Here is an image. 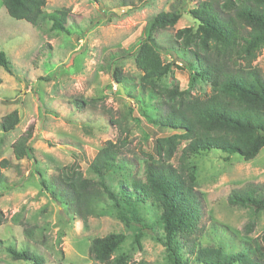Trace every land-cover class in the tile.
I'll return each mask as SVG.
<instances>
[{
	"label": "rangeland",
	"instance_id": "1",
	"mask_svg": "<svg viewBox=\"0 0 264 264\" xmlns=\"http://www.w3.org/2000/svg\"><path fill=\"white\" fill-rule=\"evenodd\" d=\"M205 1L210 0H47V12L67 11L66 32L52 30L51 22L34 27L17 20L0 0V51L7 54L13 69L9 73L0 66V170L4 175V180L0 177V264H32L14 260L6 250L9 246L30 249L43 257L44 264H100L89 247L93 239L110 233L125 235L113 257L127 253L129 264H170L165 246L155 239L163 235L157 225L153 232L145 229L138 244L139 227H126L108 201L101 200L97 214L83 221L55 201L40 179L60 181L63 173L71 176L80 171L84 178L99 181L90 164L107 141L118 146L120 157L132 165L131 173L143 177L148 155H155L156 139L181 131L148 123L141 109L150 108L154 99L138 93V102L128 96L113 72L121 67L138 85L142 72L133 54L146 24L163 10L180 6L183 13L176 25L160 30L155 38L163 60L174 62L165 79L168 86L187 89L190 76L181 62L176 32L197 28L190 10ZM246 64L242 56L235 57L236 66ZM252 67L264 76V46ZM210 92L207 83L191 88L195 97L206 98ZM11 113H17L19 121L14 129L5 130L2 121ZM29 132L33 156L18 159L14 144ZM186 144L182 141L177 147L171 159L175 166ZM227 156L212 149L191 153L188 163L195 168L194 187L203 205L199 240L232 251L264 232V210L255 212L229 201L233 192L253 191V196L264 197V147L248 161L237 154L228 160ZM116 178L118 174H111L106 182L117 187ZM156 213L146 206L143 215L153 222ZM25 229L35 230L34 239L26 238Z\"/></svg>",
	"mask_w": 264,
	"mask_h": 264
},
{
	"label": "trees",
	"instance_id": "2",
	"mask_svg": "<svg viewBox=\"0 0 264 264\" xmlns=\"http://www.w3.org/2000/svg\"><path fill=\"white\" fill-rule=\"evenodd\" d=\"M1 2L17 20H25L34 27L51 22L52 30L69 32L67 11L47 12L44 9L47 0ZM182 13L183 7L175 6L171 11L163 10L146 24L133 54L142 72L138 85L127 78L121 67L117 66L113 72V78L128 96L138 102H141L138 93L154 99L150 108L141 109L148 123L181 131L156 139L155 155H148L143 177L132 174V165L120 157L118 146L107 141L90 164L99 181L84 178L80 171L71 176L63 173L60 181L43 178L40 181L55 201L83 221L96 213L101 200L108 201L126 227H139L138 244L143 231L153 232L157 225L163 235H155V239L165 246L170 264H264V232L239 250L226 251L221 246L200 242L203 205L201 193L194 187L195 168L188 163L191 153L212 149L227 153V160L237 154L248 161L264 147V76L252 67L253 59L264 46V0H210L190 10L198 22L197 28H181L175 37L180 42L181 53L175 51L181 54L182 65L190 76V86L183 90L179 86L169 87L165 81L174 62L163 60L161 45L155 38L160 30L175 26ZM236 56L247 60L245 68L235 65ZM0 66L13 73L4 51H0ZM197 83L210 85L211 92L206 98L191 95V88ZM18 121L17 113H11L1 126L11 130ZM30 136L31 132L15 142L18 159L33 156ZM182 141L187 144L179 157V166H175L171 159ZM111 174H118L117 187L106 182ZM0 177L4 180L1 170ZM229 201L251 207L255 212L264 210V197L253 196V191L233 192ZM146 206L157 210L155 221H146L143 215ZM33 230H24L26 238L34 239ZM124 240L123 233L97 237L91 242L90 254L100 264H129L127 253L113 257ZM6 250L16 261L44 264L43 257L30 249L16 250L9 246Z\"/></svg>",
	"mask_w": 264,
	"mask_h": 264
},
{
	"label": "water",
	"instance_id": "3",
	"mask_svg": "<svg viewBox=\"0 0 264 264\" xmlns=\"http://www.w3.org/2000/svg\"><path fill=\"white\" fill-rule=\"evenodd\" d=\"M119 86H120V88H121V91H122V92H124V89H123V87H122L120 84H119Z\"/></svg>",
	"mask_w": 264,
	"mask_h": 264
}]
</instances>
